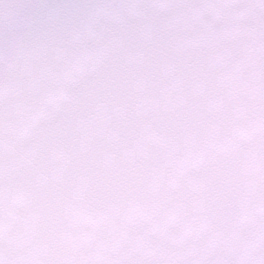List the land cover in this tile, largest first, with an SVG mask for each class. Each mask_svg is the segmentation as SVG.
<instances>
[{
	"label": "snow or ice",
	"instance_id": "6c2138e0",
	"mask_svg": "<svg viewBox=\"0 0 264 264\" xmlns=\"http://www.w3.org/2000/svg\"><path fill=\"white\" fill-rule=\"evenodd\" d=\"M0 264H264V0H0Z\"/></svg>",
	"mask_w": 264,
	"mask_h": 264
}]
</instances>
